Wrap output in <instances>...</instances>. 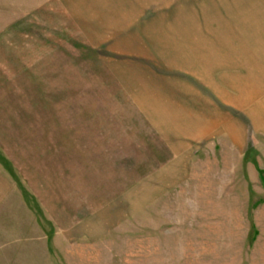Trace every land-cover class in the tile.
<instances>
[{
  "label": "rangeland",
  "instance_id": "obj_1",
  "mask_svg": "<svg viewBox=\"0 0 264 264\" xmlns=\"http://www.w3.org/2000/svg\"><path fill=\"white\" fill-rule=\"evenodd\" d=\"M161 7L165 22L119 30L162 32L144 65L112 38L92 45L60 0H0V166L40 221L66 226V264H264V133L232 108L243 150L222 139L174 149L181 137L127 84L136 65L176 83L177 49L264 47V31L246 30L264 28V0Z\"/></svg>",
  "mask_w": 264,
  "mask_h": 264
},
{
  "label": "crops",
  "instance_id": "obj_2",
  "mask_svg": "<svg viewBox=\"0 0 264 264\" xmlns=\"http://www.w3.org/2000/svg\"><path fill=\"white\" fill-rule=\"evenodd\" d=\"M60 1L94 46L103 45L112 38L115 40L112 47L134 54V58L145 65L148 61L145 55L149 57L151 48L163 43L162 32L156 35L157 41H151L148 30H140L142 33L137 36L119 30L124 29L127 22H165V7L161 5L165 6L167 0ZM151 5L158 8L154 15L149 13ZM262 8L259 12L263 19L255 22H264ZM240 13L242 19H249L246 17L249 10L241 7ZM246 30L251 36L264 28ZM243 40L244 43L237 46L223 41L221 47L214 44L200 48L192 46L185 53L177 49L178 58L175 63L170 62L180 72L176 83L166 81L167 77L161 73L142 72L139 65L134 66L136 73L127 84L142 86L141 91H133V96L150 100V104L146 101L143 105L145 111L151 118L162 120L163 123L159 120L156 123L165 127L170 139L181 137L174 149H183L188 144L194 149L222 139L243 150L247 130L240 119L232 116V108L248 116L256 132L264 133V47L255 46L251 39ZM140 77L148 80L144 82ZM148 81L154 85L149 87ZM160 81L163 85L158 84ZM0 264H66V226L56 227L52 221L49 227L40 221L38 210L28 204L1 166Z\"/></svg>",
  "mask_w": 264,
  "mask_h": 264
}]
</instances>
